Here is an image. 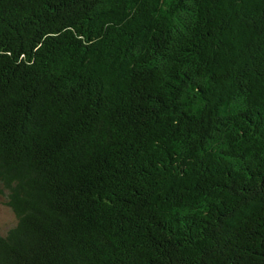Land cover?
Returning a JSON list of instances; mask_svg holds the SVG:
<instances>
[{
  "label": "trees",
  "instance_id": "16d2710c",
  "mask_svg": "<svg viewBox=\"0 0 264 264\" xmlns=\"http://www.w3.org/2000/svg\"><path fill=\"white\" fill-rule=\"evenodd\" d=\"M0 264H264V0H0Z\"/></svg>",
  "mask_w": 264,
  "mask_h": 264
},
{
  "label": "rangeland",
  "instance_id": "374dc122",
  "mask_svg": "<svg viewBox=\"0 0 264 264\" xmlns=\"http://www.w3.org/2000/svg\"><path fill=\"white\" fill-rule=\"evenodd\" d=\"M15 222L14 212L9 207L0 204V234L5 233Z\"/></svg>",
  "mask_w": 264,
  "mask_h": 264
}]
</instances>
